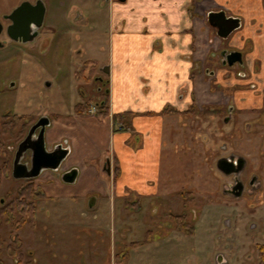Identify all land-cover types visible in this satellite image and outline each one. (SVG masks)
<instances>
[{"label": "rangeland", "instance_id": "obj_1", "mask_svg": "<svg viewBox=\"0 0 264 264\" xmlns=\"http://www.w3.org/2000/svg\"><path fill=\"white\" fill-rule=\"evenodd\" d=\"M63 1V9L45 19V28L53 27L49 35L43 31V37L49 36V45L42 48L39 36L34 45L14 42L0 49V118L7 112L25 116L13 132L1 131L7 148L0 157V170L5 168L8 176L0 184V200L12 201L18 190L29 183L13 178V153L25 140L30 126L43 116L53 120L47 133L49 149L58 142L69 143L74 153L66 158L64 167L76 164L88 171L82 170L84 176L75 185L55 186L54 182H61V178L52 170L44 171L38 178L40 182L32 181L42 192L46 182L41 178L49 172L54 186L48 187L44 198L37 202L33 227L27 224L13 232L0 220V264H85L84 259L88 264H212L214 252L225 248L226 237L235 239L226 230L228 221L227 225L223 223V232L220 230L222 215L231 212V224L235 228L238 224L234 221L237 213L228 207L217 208L225 195L215 194L224 189L230 177L216 168V158L221 160L235 153L246 163V179L257 174L260 156L264 155V129L257 130L253 124L250 131L241 128L224 134L210 130L206 123L196 129L197 121L210 119L202 111L195 116L175 112L152 116L151 120L158 117L164 126L157 162L152 167L154 173L141 183L140 190L131 188L125 197H119L103 166L111 138L123 125L115 122L113 115L106 117L102 113L98 106L102 99L96 93L99 70L105 71V78L108 76L107 14L101 12L100 25L96 26L95 14L86 11L85 1ZM5 3L0 0V7ZM77 12L83 19H77ZM56 38L58 46L54 47ZM3 40L6 41L4 37ZM47 84L52 86L48 88ZM132 89H137L135 84ZM205 96L206 93L198 94L200 104L205 102ZM138 117L148 116L134 115L124 132L128 137L126 145L136 152L147 148L145 134L134 128ZM260 121L264 126V117ZM260 141L263 142L259 144ZM23 162L30 165L31 155ZM111 163L115 170L117 162L111 159ZM88 172L94 176L86 175ZM89 188L98 191L97 208V203L91 208L88 202ZM195 211H200V219L193 236L180 228L179 220L185 216L184 220L193 225ZM233 239L226 251L229 264H248L243 255L234 258L240 245ZM257 240L244 242L246 248L240 252L251 248L258 251L261 244ZM9 247L13 252L8 251Z\"/></svg>", "mask_w": 264, "mask_h": 264}, {"label": "flooded vegetation", "instance_id": "obj_2", "mask_svg": "<svg viewBox=\"0 0 264 264\" xmlns=\"http://www.w3.org/2000/svg\"><path fill=\"white\" fill-rule=\"evenodd\" d=\"M4 1H6L5 5H1L2 7H0V49L5 48L8 44L14 42L19 45H34L35 41L39 39V36L41 37L40 44L42 48H45L47 45L50 44L48 40V35L49 31L53 27L51 25H48V27L45 28V19H47V17L49 16H55L56 12L61 11L63 9V7L66 5L63 0H57V2L56 0ZM257 1L260 2L261 8L264 10V0ZM103 9V12L105 13L106 7ZM86 11L92 14L91 9H87ZM221 14L223 15V17H225L226 20H238L240 24L239 28L233 31L227 37H221L219 35L220 29L217 26H213L210 20L212 16ZM76 15L77 19H83V17L79 15L78 12L76 13ZM204 16L207 22V41L209 44L206 46V50L203 55V60H199L197 58L195 59L194 65L191 70V80L193 82H196L197 84H199V81H203L204 85L208 87V92H206L205 102L201 104L199 103L198 94L194 93L192 95V106L189 111L185 113H192L193 115L196 112L202 111L203 113H206V116L208 118H210H204L201 123L200 121H197L196 129H199V127H201L203 123H206V125L210 127V130L214 128L218 130L217 132L224 134L235 133L241 128H243L242 130L250 131L253 124L257 126V130L259 128L264 129V126L260 121V119L264 117V24L262 23V17L264 16V13H260L259 16H261V18H259L258 16L253 21V26L256 32L255 36H250L247 34L245 21L243 20L241 15H235L233 12H230L224 7L218 10H206L204 12ZM41 18L43 19L42 25L40 27H37V22ZM15 21L30 22L31 34H28L26 36V39L29 38L28 41L24 42L23 37L22 39L18 38V40H14L10 37L8 33V30H10V28L12 34L18 36L20 34L25 33L26 31V28H16L17 23ZM43 31H45V33H47L48 35L43 37ZM35 33L37 34L34 35ZM33 35L34 38H32ZM3 37L6 39V41L3 40ZM53 46H58L57 38L54 40ZM73 51L76 52L78 50L74 49ZM194 54L195 56H197L198 51L196 50ZM198 56H200V54ZM99 73L101 75L96 78V93H98L102 99L98 106L104 108L107 105L109 106V76L105 78L106 73L105 71H103V69H100ZM13 86L14 85H12V87ZM47 86L49 88L52 86V84H47ZM215 95H218V97ZM211 96L213 97V99H211ZM173 112L179 113L177 110H174ZM196 114H194L193 116H195ZM7 115H9L8 112L3 114L0 118V121H3L4 123V117H6ZM10 117L13 121H16L18 118H21L15 128H17L25 120V116H22L17 113L11 114ZM46 119H49L50 125H47L45 128V142L47 149L50 148V146H47V133L53 125V120H51L50 117L43 116L40 117L36 122H34L30 126L25 140L17 146L15 152L13 153L14 159L12 164V172L14 163L16 161L19 164L25 165L29 170L31 169L32 163L30 162L29 165L28 163L25 164L23 161L24 159H26V156L28 157V154H30L32 158V147L35 141L38 139L42 130V127H40L34 132V127L37 123L42 120L45 121ZM15 128L12 131H7L4 129V127L0 128V137L3 143L4 141L2 139L1 131L6 133L13 132ZM262 142L263 141H260L259 144H261ZM58 143L54 144L52 146L53 148L49 149V151L53 152L55 150L67 149L69 150L68 156L73 155L74 151L72 150V147L68 143V141H65V143L68 144ZM5 148H7L6 145L2 154L4 153ZM262 153L264 154V152ZM2 154L0 155V157L2 156ZM108 162L111 165L112 169L110 157L105 158L104 165ZM259 163L261 164L260 171L257 174H254L246 179L243 175L246 163L235 153L228 154L226 155V158L221 160L220 158H216L215 162L216 168L221 173L230 177L228 184L224 187V189H219V192L217 191L218 193L215 194L221 195L223 194L222 192H224L225 195L221 197L222 200L220 201L217 208L225 209L228 207L227 210H231L237 213V218L234 221H237L238 223L237 228H235L231 224V221L233 220L231 218V212L225 213L224 215H222V219L219 222L220 230H222L223 232V223L226 224L225 221H228L229 225H226L229 226V229L226 230H228L229 233L232 232L231 234L235 235V239L239 241L240 245L239 251L237 252V254L234 255V258L235 256L236 258H239V256L243 255L248 261V264H264V155L260 156ZM62 166L63 164L61 165L60 169H62ZM62 171H59L58 173ZM7 174L6 176H8ZM6 176L4 178H6ZM38 178L24 180L28 182L35 180L37 181ZM42 193L44 194V192ZM17 195L18 192L16 194L15 199L17 198ZM252 197L253 200L249 201V198ZM15 199L10 202L0 200V211L5 207L9 206L11 203H13ZM96 199L97 198L91 196L88 198V202L90 204L91 201L96 203ZM247 199L248 201H246ZM183 202V207H185L186 209L187 201L184 200ZM199 213L200 211H195L192 214V221L194 227L193 236H195L196 233V223H198L200 219L198 216ZM18 216L21 217L19 220H17ZM184 217L185 216L182 215L180 216V218H182L183 220ZM26 218V216L17 213L15 215L14 223L9 224L0 214V220H2L6 225L11 226L13 232L20 231L23 226L27 224L28 226L33 227V225L29 223H25L22 226L19 225V222ZM185 222L189 224L186 220ZM210 228L212 227L210 226ZM234 229L236 230L234 231ZM220 238L223 242L222 237ZM232 239L233 237H226L227 242H224L225 248L219 249L218 251L214 252L215 254L213 255L214 260L212 261V264H229L230 261L227 258L226 251L229 249L231 242L230 240ZM256 239H259V241L257 240V243L261 244L258 247V251H254L251 248L249 252H240L242 247L246 248L244 242L252 243L253 240ZM9 249L11 248H8V251L11 253L12 250ZM29 254L32 255L33 252L30 251ZM93 254L97 255L95 252H93ZM84 260L85 264H88V259ZM91 260H93V257H91Z\"/></svg>", "mask_w": 264, "mask_h": 264}, {"label": "crops", "instance_id": "obj_3", "mask_svg": "<svg viewBox=\"0 0 264 264\" xmlns=\"http://www.w3.org/2000/svg\"><path fill=\"white\" fill-rule=\"evenodd\" d=\"M79 1L82 2L77 0ZM83 1L84 6L95 14L93 21L96 26L100 25L101 12L106 7V27L110 42L108 65L110 116L126 112L136 116H148L138 117L134 121V128L145 134L146 150L136 152L130 149L126 145L128 137L124 134L125 131H119L111 138L108 157L118 163L119 173L115 178L112 165L111 175L106 176L118 196L125 197L126 191L131 188L140 190L141 183L151 179L149 176L154 173L152 167L157 162L162 139L160 134L164 126L160 119H156L158 117L151 120L152 116H165L174 110L185 114L192 106L194 93L201 95L208 92L207 86L198 90L199 86L204 85L203 81L197 84L191 80L195 59L203 60L206 46L209 44L204 12L224 7L235 15H241L245 21L247 34L255 36L253 21L260 13H264V10L257 0ZM262 18L264 24V16ZM196 50L200 56L197 54L195 56ZM133 84L136 85V90L132 89ZM153 146L156 150L152 148ZM77 149L74 150L77 152ZM66 164L62 166L63 171H66L60 169L63 173H58L60 178L64 173L78 169V182L83 175L82 170L88 171L84 167L81 170V165L76 164L72 168L69 167L71 169H66L64 167ZM48 173L41 178L46 182L42 190L44 193L48 187L54 186L51 184L53 174ZM86 175H89V172ZM95 177L97 179V176ZM60 180L61 182H54L55 186L59 183L66 184ZM37 182H40L39 179ZM37 187L40 189L38 185ZM145 191L148 195V189ZM96 192L90 188L87 190L89 197L96 198ZM96 203L94 208L99 204L98 199Z\"/></svg>", "mask_w": 264, "mask_h": 264}, {"label": "water", "instance_id": "obj_4", "mask_svg": "<svg viewBox=\"0 0 264 264\" xmlns=\"http://www.w3.org/2000/svg\"><path fill=\"white\" fill-rule=\"evenodd\" d=\"M123 1V0H119ZM211 23L213 26H217L220 29L219 35L221 37H227L229 36L233 31L239 28L240 24L238 20L230 19L226 20L223 15H216L211 17ZM16 22V21H15ZM14 22V25H15ZM43 19L41 18L37 22V27H40L42 25ZM16 28H26L25 33L18 35L12 34L10 30H8V33L10 37L14 40L22 39L26 42L29 40L26 39V36L31 31V25L29 21H20L16 22ZM1 30V25H0ZM35 33L34 35H36ZM34 35L32 38H34ZM31 38V39H32ZM47 125H50L49 119H46L45 121L42 120L39 123L36 124L33 131L35 132L38 128L42 127L41 133L38 137V139L35 141L33 147H32V158H31V169L29 170L25 165L19 164L17 161L14 163L13 167V178L15 179H35L38 178L44 171L52 170V171H58L63 164V162L66 160L67 156L69 155V150L67 149H61V150H55L53 152L48 151L46 147L45 142V128ZM104 172L110 176L111 175V165L109 162L104 165ZM79 176V170L78 169H72L66 173H64L61 177L62 181L66 184H75L77 182ZM95 198V197H94ZM91 208L94 205V202L91 201ZM95 206V205H94Z\"/></svg>", "mask_w": 264, "mask_h": 264}, {"label": "trees", "instance_id": "obj_5", "mask_svg": "<svg viewBox=\"0 0 264 264\" xmlns=\"http://www.w3.org/2000/svg\"><path fill=\"white\" fill-rule=\"evenodd\" d=\"M79 107V106H78ZM80 112L83 110V107L80 106ZM102 113L105 114L106 117H109V106L102 108ZM135 114L131 112H126L125 114H119V115H113V120L115 122H121L123 125L119 131H126L130 127L131 119ZM21 120V118H18L16 121H13L10 117V115H7L4 117V123L3 121H0V128H3L7 131H12L18 122ZM2 122V123H1ZM117 131V132H119ZM4 143L1 140L0 137V155L2 154L4 150ZM115 175L117 178L119 173V166L118 163L115 164ZM7 172L4 168V171L0 170V184L2 179L6 176ZM44 194L37 189L32 181H29V183L21 187L18 190L17 198L14 200L13 203H11L9 206L5 207L0 211V214L4 217L5 221L9 224H13L15 221V215L19 213L20 215L26 216V219H23L19 222V225H24L25 223H29L34 225L35 224V216L37 213V202L42 200L44 198ZM179 225L181 226L182 230L188 234L194 233V227L191 224H187L185 220L180 218Z\"/></svg>", "mask_w": 264, "mask_h": 264}]
</instances>
